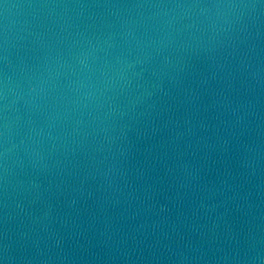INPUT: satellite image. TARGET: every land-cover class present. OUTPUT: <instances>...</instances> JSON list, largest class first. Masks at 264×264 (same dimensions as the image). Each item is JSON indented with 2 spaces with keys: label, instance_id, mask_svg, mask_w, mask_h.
<instances>
[{
  "label": "water",
  "instance_id": "95a60500",
  "mask_svg": "<svg viewBox=\"0 0 264 264\" xmlns=\"http://www.w3.org/2000/svg\"><path fill=\"white\" fill-rule=\"evenodd\" d=\"M2 264H264V0H0Z\"/></svg>",
  "mask_w": 264,
  "mask_h": 264
},
{
  "label": "snow or ice",
  "instance_id": "6c2138e0",
  "mask_svg": "<svg viewBox=\"0 0 264 264\" xmlns=\"http://www.w3.org/2000/svg\"><path fill=\"white\" fill-rule=\"evenodd\" d=\"M0 264H2V262H0Z\"/></svg>",
  "mask_w": 264,
  "mask_h": 264
}]
</instances>
